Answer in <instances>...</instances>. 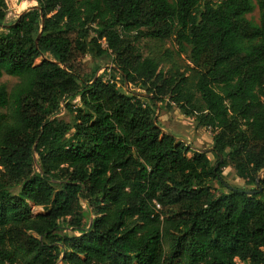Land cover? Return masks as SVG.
<instances>
[{
  "label": "trees",
  "instance_id": "1",
  "mask_svg": "<svg viewBox=\"0 0 264 264\" xmlns=\"http://www.w3.org/2000/svg\"><path fill=\"white\" fill-rule=\"evenodd\" d=\"M37 2L8 24L0 0V264H264V0ZM90 51L113 66L83 72ZM158 102L211 130L216 169Z\"/></svg>",
  "mask_w": 264,
  "mask_h": 264
},
{
  "label": "rangeland",
  "instance_id": "2",
  "mask_svg": "<svg viewBox=\"0 0 264 264\" xmlns=\"http://www.w3.org/2000/svg\"><path fill=\"white\" fill-rule=\"evenodd\" d=\"M8 8V13L6 16V22L8 24L13 23L15 20L19 18V16L35 7L38 2L37 0H5ZM247 17L251 19L254 23L259 22V11L256 6L254 11L247 14ZM94 32H91V36H94ZM139 45L141 47L144 55H154L161 56L165 49L169 48L174 51V60L173 62L163 61L161 63V68L164 70H169L171 68H180L184 70V67L187 64H190L188 60V54L184 52L178 53L176 51L177 46L173 43L171 39L166 40L161 43L155 39L151 38H143ZM44 58H53L50 53H45L44 56L39 57L36 62H41ZM81 69L83 72L88 73L96 69V77L99 76L105 69L111 68L112 64V56L104 55L97 56L94 51L88 52L84 57L81 58ZM109 70V69H108ZM119 78V76H117ZM18 78L15 76H11L8 74H4L0 79V83H5L10 90L11 87L17 82ZM119 84H121L119 82ZM125 87L128 85L125 83ZM132 88V87H131ZM74 103H80V97H76L73 100ZM0 111H5V109H0ZM157 119L159 124L162 126L164 132H171L176 136L178 141H184L188 145H190V151L188 152V156L191 157L194 152L206 149L207 155L211 160L212 164L217 162V158L214 154L213 150V133L211 130L204 126H199L197 121L194 118H190L185 116L181 110L177 107H168L166 102H158L157 103ZM60 116L65 120H70L69 115L65 112V107L63 106L62 111L60 112ZM201 152V151H200ZM38 170H39V166ZM223 174L225 176V180L231 186L246 188L249 189L252 186L246 185L244 179L239 178L236 175L235 169L232 166H227L223 169ZM32 210L34 213L43 212V206H32ZM64 227L61 230L62 233H74L70 227L66 224H62ZM76 233V232H75ZM56 264H64L60 260ZM237 264H245L237 259Z\"/></svg>",
  "mask_w": 264,
  "mask_h": 264
},
{
  "label": "water",
  "instance_id": "3",
  "mask_svg": "<svg viewBox=\"0 0 264 264\" xmlns=\"http://www.w3.org/2000/svg\"><path fill=\"white\" fill-rule=\"evenodd\" d=\"M37 6V5H36ZM201 152H206V149H203V150H200ZM223 161V157L221 156L220 157V160H219V162H222ZM219 162H217L216 163V166H215V169L218 167V165H219ZM263 175H264V173L262 172L261 174H260V177H263ZM226 185H228V183H225ZM233 188V187H232ZM260 190H261V188H260ZM243 192H246V193H248V194H253V193H255V191H252V190H249V189H244V190H242Z\"/></svg>",
  "mask_w": 264,
  "mask_h": 264
}]
</instances>
